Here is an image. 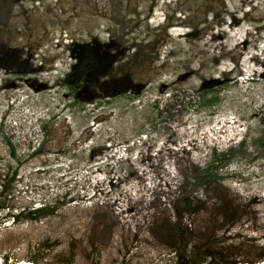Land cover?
I'll return each mask as SVG.
<instances>
[{"label": "rangeland", "instance_id": "rangeland-1", "mask_svg": "<svg viewBox=\"0 0 264 264\" xmlns=\"http://www.w3.org/2000/svg\"><path fill=\"white\" fill-rule=\"evenodd\" d=\"M130 45L141 56L113 67L128 92L105 82L91 97L81 74L64 81L80 48ZM0 50L6 263L42 245L39 264H173L147 232L164 219L213 233L226 255L214 264L264 261V0H0ZM189 162L222 181L193 192L200 212L177 220ZM45 205L50 216L27 218ZM104 212L111 229L98 227Z\"/></svg>", "mask_w": 264, "mask_h": 264}, {"label": "trees", "instance_id": "trees-1", "mask_svg": "<svg viewBox=\"0 0 264 264\" xmlns=\"http://www.w3.org/2000/svg\"><path fill=\"white\" fill-rule=\"evenodd\" d=\"M158 45V43H154ZM104 47H107L105 45ZM134 45H130L127 48L118 49L115 48L112 53H104L100 54L96 52L94 49H81L85 54L84 59L74 67V71L70 74H66L65 80L72 74L78 77L80 75V82L84 84V87L88 90L91 97L99 96L103 97V92L105 91V87L107 83H115L119 82L122 86L121 90L127 89L129 87L130 79L123 74L122 76L117 78V73L114 66L119 68L121 64H129L131 61H136L137 57L141 56V50L137 51L133 48ZM82 52V53H83ZM1 53V50H0ZM16 62L15 68H19L20 66L17 60H13ZM32 68V65H30ZM76 70L78 72H76ZM81 70V71H80ZM76 72V73H75ZM106 82V85H105ZM72 89V88H71ZM120 90V89H117ZM132 91V89H131ZM169 103L164 104L160 111V118L168 115L170 111L171 103H174L175 95L173 92L168 93ZM175 110V108H174ZM47 130H45V133ZM7 172L6 175H2L3 179L8 176L7 183H4L2 180V189L8 188V190L12 189L14 181L16 179V174L14 172ZM188 173L189 176L186 177L185 186H191L192 189L189 192H179L175 202V217L177 220L182 219L185 216H192L200 212L199 202L194 198L193 192L202 191L204 188L215 185L219 181H222L218 177L217 172L210 167H198L189 162L188 165ZM1 177V175H0ZM54 206H43L38 209H32L26 213L27 218L29 216L36 217L37 220L41 218H46L52 214L54 210ZM23 213H19L16 217L12 218V222H14L20 216H23ZM100 223H98V227L101 229H111L112 228V214L110 212H104L101 216ZM147 232L152 235L156 240L157 238L160 240L159 242H167L162 243L166 245L173 257V264H214L215 261H223L226 259L225 251L222 248L218 247L217 242L214 241L215 235L213 233L203 235L202 237L193 236L192 233L187 232L184 229L180 228V225L175 223H170L166 219L161 222H154L147 224ZM91 243L97 242L95 239H90ZM44 246L36 245L30 248L29 256L27 257V261H30L33 264H39V262L44 259ZM96 252V248L94 249ZM125 256L122 258L121 262L118 264H127L125 261ZM209 260L206 262V260ZM2 260L6 263L9 259L7 256H2ZM260 263H262L260 261ZM228 264H242V263H228Z\"/></svg>", "mask_w": 264, "mask_h": 264}, {"label": "built area", "instance_id": "built-area-1", "mask_svg": "<svg viewBox=\"0 0 264 264\" xmlns=\"http://www.w3.org/2000/svg\"><path fill=\"white\" fill-rule=\"evenodd\" d=\"M0 264H8L4 263L3 260L0 258ZM10 264H33L30 261H23V262H18V263H10Z\"/></svg>", "mask_w": 264, "mask_h": 264}, {"label": "bare ground", "instance_id": "bare-ground-1", "mask_svg": "<svg viewBox=\"0 0 264 264\" xmlns=\"http://www.w3.org/2000/svg\"><path fill=\"white\" fill-rule=\"evenodd\" d=\"M252 264H264V261L262 263H252Z\"/></svg>", "mask_w": 264, "mask_h": 264}]
</instances>
